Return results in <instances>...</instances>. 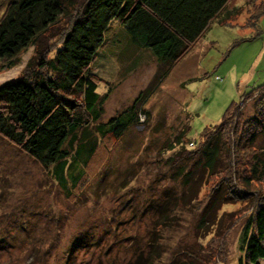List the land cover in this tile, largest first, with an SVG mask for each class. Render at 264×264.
I'll return each mask as SVG.
<instances>
[{"label": "rangeland", "instance_id": "374dc122", "mask_svg": "<svg viewBox=\"0 0 264 264\" xmlns=\"http://www.w3.org/2000/svg\"><path fill=\"white\" fill-rule=\"evenodd\" d=\"M8 1L0 0V15ZM243 20L244 14H240L237 25L213 24L158 82L163 66L152 51L133 44L127 47L124 28L117 20L112 24L107 36L114 40H106L90 66L105 80L97 91L110 89L101 120L106 122L130 107L142 99L140 95L144 96L147 120L132 126L117 143L98 150L90 170L100 173L91 177L73 201L35 161L0 136V264H127L140 254L147 257L153 243H159L162 250L154 264H238L248 204L231 202L217 212L219 221L234 214L237 222L225 220L224 226L233 224L226 236L225 253L212 256L200 244L207 243L218 227L210 229L213 233L206 238L197 235L196 205L185 204L182 197L192 181L185 184L184 172H179L183 165L200 175L201 161L199 157L177 161V149L162 151L167 140L183 128L186 142L197 138L202 129L221 121L232 101L264 84V16L259 35L239 27ZM33 52L32 47L23 50L20 62L12 67L0 59V84L20 75ZM243 114L253 115L252 101ZM255 145L264 148V136L257 135ZM202 186L201 197L208 188ZM169 197L174 199L172 219L158 227L155 221L161 215L155 206ZM79 238L84 239L81 246L71 251ZM193 254L200 258L191 262Z\"/></svg>", "mask_w": 264, "mask_h": 264}, {"label": "trees", "instance_id": "16d2710c", "mask_svg": "<svg viewBox=\"0 0 264 264\" xmlns=\"http://www.w3.org/2000/svg\"><path fill=\"white\" fill-rule=\"evenodd\" d=\"M236 2L9 0L0 15V59L12 67L20 62L23 50L32 47L34 52L20 75L0 84V136L35 161L67 199L79 198L91 177L100 173L90 170L98 150L117 143L132 126L144 123L148 115L144 96L140 95L142 99L130 107L106 122L101 120L110 89L97 91L98 84L105 80L90 66L100 47L112 38L107 36L112 24L117 20L124 28L127 47L133 44L152 51L163 66L158 82L191 52L213 24L234 26L237 17L244 14L239 27L259 35L264 0ZM248 101H252L253 115L245 117ZM185 130L168 139L162 152L177 149L175 160L199 157L201 161L197 176L183 165L179 167V172H184L183 182L188 185L192 181L182 197L185 204L196 205L197 235L206 238L213 233L210 229L218 227L201 247L218 258L225 253L226 236L233 224L224 226V222L227 218L234 222L235 217L229 214L219 221L217 212L225 204L243 202L248 204L249 215L242 224L238 264H261L264 148L256 146L255 140L257 135L264 136V84L232 101L221 121L202 129L197 138L186 142ZM201 185L208 187L202 197ZM172 200L169 197L163 205L155 206L161 215L155 221L158 227L170 223ZM83 241H75L71 251ZM151 247L147 257L140 254L127 264H154L162 250L159 243ZM189 257L191 262L200 258L198 254Z\"/></svg>", "mask_w": 264, "mask_h": 264}]
</instances>
